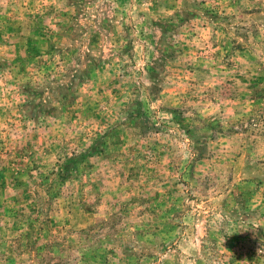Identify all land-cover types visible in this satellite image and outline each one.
Listing matches in <instances>:
<instances>
[{
  "label": "rangeland",
  "instance_id": "1",
  "mask_svg": "<svg viewBox=\"0 0 264 264\" xmlns=\"http://www.w3.org/2000/svg\"><path fill=\"white\" fill-rule=\"evenodd\" d=\"M0 264H264V0H0Z\"/></svg>",
  "mask_w": 264,
  "mask_h": 264
}]
</instances>
